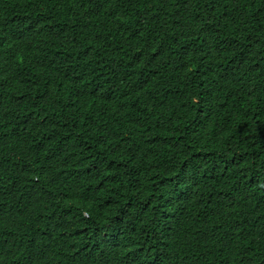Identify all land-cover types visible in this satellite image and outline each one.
<instances>
[{
    "label": "trees",
    "instance_id": "1",
    "mask_svg": "<svg viewBox=\"0 0 264 264\" xmlns=\"http://www.w3.org/2000/svg\"><path fill=\"white\" fill-rule=\"evenodd\" d=\"M0 264H264V0H0Z\"/></svg>",
    "mask_w": 264,
    "mask_h": 264
}]
</instances>
